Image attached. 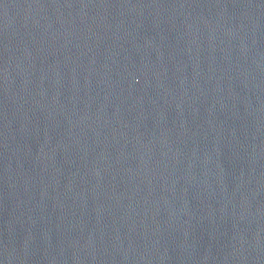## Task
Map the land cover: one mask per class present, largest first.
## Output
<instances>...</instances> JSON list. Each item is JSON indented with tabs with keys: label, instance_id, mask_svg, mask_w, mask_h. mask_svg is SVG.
Returning a JSON list of instances; mask_svg holds the SVG:
<instances>
[{
	"label": "water",
	"instance_id": "water-1",
	"mask_svg": "<svg viewBox=\"0 0 264 264\" xmlns=\"http://www.w3.org/2000/svg\"><path fill=\"white\" fill-rule=\"evenodd\" d=\"M0 264H264V0H0Z\"/></svg>",
	"mask_w": 264,
	"mask_h": 264
}]
</instances>
